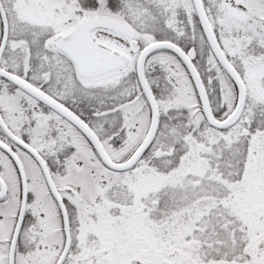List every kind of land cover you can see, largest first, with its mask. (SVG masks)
<instances>
[{"label":"snow or ice","instance_id":"1","mask_svg":"<svg viewBox=\"0 0 264 264\" xmlns=\"http://www.w3.org/2000/svg\"><path fill=\"white\" fill-rule=\"evenodd\" d=\"M0 264H264V0H0Z\"/></svg>","mask_w":264,"mask_h":264}]
</instances>
